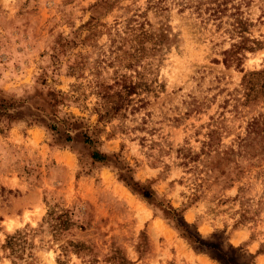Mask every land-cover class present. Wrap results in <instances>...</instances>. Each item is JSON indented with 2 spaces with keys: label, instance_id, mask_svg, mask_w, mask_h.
Segmentation results:
<instances>
[{
  "label": "rangeland",
  "instance_id": "obj_1",
  "mask_svg": "<svg viewBox=\"0 0 264 264\" xmlns=\"http://www.w3.org/2000/svg\"><path fill=\"white\" fill-rule=\"evenodd\" d=\"M163 34V50H150ZM239 36L261 49L243 52L240 69L225 66ZM261 69L264 0H0V245L57 205L83 229L35 237L36 264H107L114 248L132 264H223L118 180L130 167L157 202L186 208L203 240L241 248L236 264H264V156L238 155V138L264 113V100L244 104L241 80ZM134 85L118 115L99 123L95 109ZM212 130V156L237 154L219 171L204 154ZM68 240L92 255L64 256ZM0 264H11L1 250Z\"/></svg>",
  "mask_w": 264,
  "mask_h": 264
},
{
  "label": "trees",
  "instance_id": "obj_2",
  "mask_svg": "<svg viewBox=\"0 0 264 264\" xmlns=\"http://www.w3.org/2000/svg\"><path fill=\"white\" fill-rule=\"evenodd\" d=\"M242 27H235L233 31L238 33L239 29ZM241 34V32L239 33ZM241 41L236 45H233V48L225 51V58L223 63L225 66H233L240 69L241 62L244 58L243 52H254L261 49V43L255 40H249L243 36H239ZM167 37L163 34L160 35L155 42L152 43V51H162L164 45L166 44ZM251 43L252 45H248ZM243 72V70H240ZM241 86L243 87V98L245 105H252L258 100H264V69L258 71H247L243 73L241 80ZM137 91L136 86H124L121 91L114 93L113 96L118 98L117 101H108L111 103L110 107L104 106L100 109L96 108L97 111V121L110 122L114 117H116L119 111L129 102V98L132 94H135ZM106 98L109 99V94H105ZM51 130H55V125H50ZM216 130H212L209 134V142L205 143V147L208 148V152H204L208 156L213 164V168L219 171V164L223 162H231L236 154V152L230 148L228 151L218 152L216 150L214 156L211 155V147L216 145ZM84 143L87 145H93L98 143L92 137L87 134L83 135ZM71 139L70 136L67 137V141ZM238 155H247L249 157L255 158L259 156H264V113L260 114L258 117L252 118L248 123L246 134L244 138H238ZM115 157V155H112ZM91 158L96 163H104L107 160V155L101 152L94 150L91 154ZM185 159H189L191 162L196 161L195 158H199V155L196 157L192 156L190 153L184 154ZM214 162L218 165L214 167ZM186 165V164H185ZM213 168L210 171H213ZM126 171V172H125ZM124 172H119L118 180L125 185L133 194L139 196L144 200L148 205L152 206L155 210L159 208L161 212V217L168 221V223L179 233L180 237L187 241L191 246L194 247L196 251L199 252H209L211 253V258L215 259L217 256L223 264H236L234 254H237L241 248H234L230 244H223V242H216L211 239L203 240V238L198 234L194 226H190L183 219V212L186 208L182 210H177L172 208L169 203L166 201V205L163 206V200L160 202L156 201L157 194L151 187L150 182L141 183L134 179L132 169L126 167ZM222 176L223 172H220ZM241 190V189H240ZM154 210V211H155ZM246 213L247 210H244L241 213L240 221L247 220ZM155 216L159 214L155 211ZM241 223V222H240ZM83 229L81 226H77L76 222L73 220V213L69 210L59 208L57 205L49 208L46 216L43 218L42 222L39 224L37 229H31L25 227L21 230H16L12 234H7L4 242L0 245V250L4 255V258L8 259L11 264H36V250L33 240L37 236H42L44 234L50 235L53 240H56L60 237H67L71 235L72 230L74 229ZM141 242L145 238L144 234L141 233ZM137 253L139 260L142 258L141 252L138 250ZM61 251L64 256H67V253H71L77 257L92 255L91 250L82 242H73L68 240L64 246H61ZM263 252L258 251L255 256L262 254ZM233 254V255H231ZM107 264H132L127 260L123 251L120 248H114L111 250V254L106 257L104 261ZM56 264H66V262L61 261L60 259L56 260ZM88 264H97L96 260H89Z\"/></svg>",
  "mask_w": 264,
  "mask_h": 264
}]
</instances>
